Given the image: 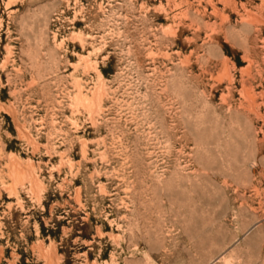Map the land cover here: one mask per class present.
<instances>
[{"label": "rangeland", "instance_id": "obj_1", "mask_svg": "<svg viewBox=\"0 0 264 264\" xmlns=\"http://www.w3.org/2000/svg\"><path fill=\"white\" fill-rule=\"evenodd\" d=\"M0 264H264V0H0Z\"/></svg>", "mask_w": 264, "mask_h": 264}, {"label": "bare ground", "instance_id": "obj_2", "mask_svg": "<svg viewBox=\"0 0 264 264\" xmlns=\"http://www.w3.org/2000/svg\"><path fill=\"white\" fill-rule=\"evenodd\" d=\"M79 41H80V39H79ZM83 60L85 62H87L85 59H83ZM95 71H96V73H98L97 68H95ZM79 92L80 91H78V93L75 95V98H74L75 103L76 104H83L85 106H88L91 109H95L98 106L99 101L102 99L103 95L105 94V90L101 84H98L97 87H95L94 90L88 94L89 97L88 96L85 97V96L81 95Z\"/></svg>", "mask_w": 264, "mask_h": 264}]
</instances>
